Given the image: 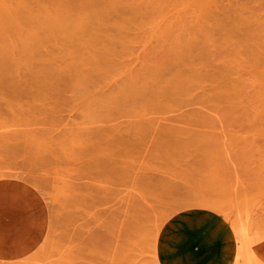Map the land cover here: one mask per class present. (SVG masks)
<instances>
[{
    "label": "rangeland",
    "instance_id": "rangeland-1",
    "mask_svg": "<svg viewBox=\"0 0 264 264\" xmlns=\"http://www.w3.org/2000/svg\"><path fill=\"white\" fill-rule=\"evenodd\" d=\"M243 4L245 15L255 11L264 21V0H220L216 10L227 12L230 6ZM136 32L132 30L121 40L111 27L106 30L107 39L116 44L112 49L114 59L121 66L127 65V70L105 68L91 78L88 64L77 72H66L54 61L50 68L61 71L59 84L34 83L47 73L25 71L22 56L0 54V181L15 183L11 179H19L29 183L42 196L48 213L43 242L25 260L11 264H264V95L213 100L198 98L200 90L196 89L188 97L174 99V105L186 108L182 114L169 116L147 109L137 116L138 107L144 103L138 92L147 93L129 73L137 64L168 63L180 56L181 60L188 56L208 61L210 71L235 65L239 57L228 44L238 40L218 39L214 46L199 47L203 40L198 36L184 42L172 36L148 39ZM20 42L15 44L22 45ZM187 42L192 46L181 48ZM252 42L263 55L264 39ZM8 44L0 40V48ZM61 45L51 41L43 49ZM94 47L91 51L100 55L97 59L102 66L109 55L100 54V47ZM241 57L247 60L242 64L248 70L254 61L248 55ZM41 60L36 57L32 61L37 66L49 61ZM14 61L21 70L10 74L11 78L3 77ZM142 72L144 78L162 74L175 78L174 72ZM24 77L26 83L22 82ZM65 77L73 84L66 85ZM199 102L208 104H191ZM109 125H113L109 133L123 136L126 143L117 141L105 150ZM8 128H30L35 131L29 130L31 136L37 139L30 142L27 129L24 137H16L21 131L10 134ZM37 129L45 133L39 136ZM94 132L98 138L93 137ZM91 143H97L98 150ZM127 149L136 161L133 165L123 159ZM214 154L231 155L232 161L241 165H185L194 157L207 161V156ZM102 180L107 183L104 193ZM93 194L108 197L114 214L107 229L117 234L136 220L140 224L138 233L107 237L97 243V236L106 229L102 217L85 203ZM205 203L208 207L202 206ZM207 215L215 219L213 223L201 220ZM83 219L90 220L83 223ZM190 226H199L196 238L174 250V238H182ZM213 237L215 244L210 248L206 243Z\"/></svg>",
    "mask_w": 264,
    "mask_h": 264
},
{
    "label": "bare ground",
    "instance_id": "bare-ground-1",
    "mask_svg": "<svg viewBox=\"0 0 264 264\" xmlns=\"http://www.w3.org/2000/svg\"><path fill=\"white\" fill-rule=\"evenodd\" d=\"M219 2L220 0H1L0 40L8 41L10 44L1 47L0 54L5 52L9 58L17 55L22 56L21 61H23L25 71L30 72L32 69H36L38 74L45 71L47 75L42 79L29 81L30 83L34 82L40 85L43 83L42 85H45V83L54 84L55 82V84H59L57 81L62 79L61 71L50 68L54 61L61 63L60 68L66 72H77L79 67L88 64L91 78L96 77L99 71L105 68L125 67L127 70L129 68L127 65L121 66L113 57L114 50L112 49L116 44L111 39H107L109 37L106 33L108 27H111L121 40L128 37L129 32L132 30L137 31V36L147 37L148 39L172 36V38L176 37L185 42L198 36L201 41H204L199 43V47L214 46L212 43L218 39L229 42L230 39L236 38L239 43L228 44L232 53H235L237 58L239 57L235 65L216 67V70L210 71L207 70L209 68L208 61L195 60V58L188 56L181 60L183 57L180 56L179 59L174 57L168 63L151 62L146 65L137 64L131 68L129 73L134 74L131 77L135 78L136 84L141 83L144 92L147 93L142 94L141 92L139 94L138 92V97L144 103L140 104L136 115L140 114L141 116L147 109L154 110V113L169 116L182 114L186 111V108L174 105L176 103L174 99L188 97L196 89L200 90L198 98L204 99L262 98L264 95V53L263 55L258 54L255 47L259 48L252 41L258 38L264 39V35H262L264 21L255 11H249L248 15H245L246 3L240 6H230L229 9L227 8V12H217ZM233 4L237 3L234 2ZM261 31L262 34L259 33ZM86 40L90 43H86ZM14 41H21L20 43L23 42V44L16 45ZM51 41L62 45L58 48L43 49L44 44ZM104 42L106 43L103 44ZM123 45L124 43H121V46ZM94 46L100 47V54L109 55L105 58V63L102 66L97 59L100 55H96L91 51ZM180 46L185 49V47H190L192 44L187 42ZM108 47L112 48L109 49ZM212 55H214V52ZM242 55H248L254 61L248 66V70L242 64L243 61L247 62L244 57L242 59ZM36 57L39 60L47 58L49 61L47 64L42 63L37 66L32 61ZM217 57L221 58L222 56L219 54ZM232 62L234 61L229 63ZM18 70L21 69H18L14 61L9 64L3 77L11 78L9 75ZM144 70L174 72L173 76L175 78L172 75L169 78L165 74L153 78H144L145 72H142ZM250 72L253 73V76H250ZM185 73H189V75L185 76ZM247 74L249 77L244 78ZM65 79L66 85L73 84L71 79L69 80L67 77ZM202 79L209 82L207 84L203 83ZM174 80L178 83H174ZM5 82L10 84L13 83V80L5 79ZM22 82L26 83V78ZM249 89L252 91H249ZM112 126L109 125V128L105 130L107 133L104 136V149L117 141L126 143L123 136L109 133ZM13 129L16 128H11L10 134L11 132L16 134L15 132L19 133L21 131L20 134H16V137L17 135L24 137L27 131L30 136L33 135L31 132H35L30 128L15 131ZM26 129L27 131H25ZM39 131L36 132L39 133L37 134L39 136L45 133L44 130H42L43 133ZM98 131L101 130L98 129ZM2 135L4 136V134ZM12 136L15 137V135ZM31 137L30 142L37 139H33L35 135ZM93 137L98 138L99 134L94 132ZM10 138L12 137L10 136ZM77 138H74L76 144ZM89 141H91V138H89ZM79 142L80 146L84 145L81 141ZM90 146L98 150L97 143H91ZM111 158L109 159L111 160ZM123 159L130 165L136 162L128 149L125 151ZM100 187L103 193L106 192L107 183H105V180H102ZM107 199L106 194H93L85 202L94 209L95 215L102 217L103 227L106 229L97 236V243L104 241L107 237L118 238L127 237L129 234H137L140 230V224L136 220L127 223L125 228L117 234H113L111 229H107L106 224L114 214L110 208L111 206L108 205ZM101 204H103V208H100ZM42 213V208L30 194L29 189L15 183L0 181V263L11 264L25 260L35 250L40 242L39 224L41 223ZM85 220L90 219H83V223ZM181 222L183 221L181 220ZM156 230L154 232L157 234ZM88 236H90L89 233ZM155 237L154 240H157ZM155 245L157 244L154 241L153 246Z\"/></svg>",
    "mask_w": 264,
    "mask_h": 264
},
{
    "label": "crops",
    "instance_id": "crops-1",
    "mask_svg": "<svg viewBox=\"0 0 264 264\" xmlns=\"http://www.w3.org/2000/svg\"><path fill=\"white\" fill-rule=\"evenodd\" d=\"M207 157H208V160L206 158L207 161H203L202 159L197 161L194 157L192 159V161L185 163V165H241V163H234L232 161L231 155H225V156L221 155L220 157H218V155L214 154V155L207 156ZM220 158H222V160H220ZM245 165H246V163H245ZM8 179H11V178H8ZM11 181L28 188L30 190V194L37 200L40 208H42V210H43V215L41 216V219H40L41 223L39 224V232L41 234L39 237V241H40L39 243L41 244L45 238L47 228H48V213H47V207L45 205V202H44L42 196L40 195V193L29 183H27L23 180H19V179H11ZM200 192H204V191H200ZM194 193H195L194 191L190 192V195L192 196ZM207 204L208 203H205L202 206L208 207ZM201 220H203V222H206V224H208V223H213L215 219L213 217L207 215V217H202ZM190 228H191L190 230H188L187 232H184L182 239L180 237L174 238V241H173L174 250L180 249L181 246H183V247L187 246L189 244V242L193 241L194 238H196L200 228L198 227V229H196L195 227H192V226H190ZM207 242L208 243H206V244L209 245L211 248V245L213 246L215 244L214 243V237L211 239H208ZM188 260H190V259H188ZM174 264H176V263H174Z\"/></svg>",
    "mask_w": 264,
    "mask_h": 264
}]
</instances>
